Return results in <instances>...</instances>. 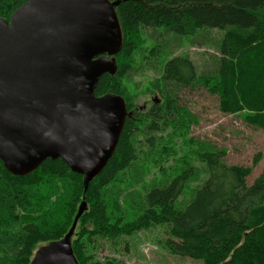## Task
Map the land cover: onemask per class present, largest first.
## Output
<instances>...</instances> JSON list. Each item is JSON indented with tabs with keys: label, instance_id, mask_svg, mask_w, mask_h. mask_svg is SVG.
Segmentation results:
<instances>
[{
	"label": "trees",
	"instance_id": "16d2710c",
	"mask_svg": "<svg viewBox=\"0 0 264 264\" xmlns=\"http://www.w3.org/2000/svg\"><path fill=\"white\" fill-rule=\"evenodd\" d=\"M28 1L0 0V18L9 21ZM110 1L118 3L124 42L115 57L116 73L104 75L95 94L123 97L133 116L114 156L87 185L61 159H48L26 177L10 174L0 161V264H31L40 246L69 234L83 205L70 238L79 264H119L117 258L99 259L103 242L157 227L167 229L164 244L174 256L202 264H264V171L248 183L261 154L252 167L228 165L225 152L200 144L194 157L207 177L182 208L180 198L198 174L179 151L192 141L191 128L197 124L181 104L180 92L194 85L218 96L223 114L264 131V0ZM145 29L180 37L223 32L215 73L199 76L191 59L167 58L161 75L149 84L150 94H158L160 101L148 111L138 108L139 95L129 93L124 79L136 65ZM146 51L150 57L161 53L159 44ZM140 136L150 152L160 147L153 171L161 178L152 184L144 183L142 170L133 169ZM169 162L175 168L168 169Z\"/></svg>",
	"mask_w": 264,
	"mask_h": 264
},
{
	"label": "water",
	"instance_id": "95a60500",
	"mask_svg": "<svg viewBox=\"0 0 264 264\" xmlns=\"http://www.w3.org/2000/svg\"><path fill=\"white\" fill-rule=\"evenodd\" d=\"M110 0H29L0 18V161L26 177L61 159L89 184L114 156L133 116L123 97L95 94L117 71L123 31ZM62 240L40 247L31 264H79Z\"/></svg>",
	"mask_w": 264,
	"mask_h": 264
},
{
	"label": "rangeland",
	"instance_id": "374dc122",
	"mask_svg": "<svg viewBox=\"0 0 264 264\" xmlns=\"http://www.w3.org/2000/svg\"><path fill=\"white\" fill-rule=\"evenodd\" d=\"M143 38L144 45L136 55V65L124 79V85L130 94L139 95L136 101L138 108L148 111L154 101H160L158 94H150L152 88L149 84L161 75V64L167 58L182 56L192 60L199 76L214 74L223 32L209 30L198 32L193 37H180L164 29H145ZM158 44L160 56L150 57L146 50ZM180 102L190 109L197 120V124L191 128L192 141L187 146L182 144L179 150L180 158L193 164L198 174L187 184L180 198L182 208L192 201L197 187L207 177L204 167L196 162L194 157L200 144L225 152V162L228 165L252 167L255 157L261 154V160L254 166L248 183L252 184L263 173L264 131L262 129L247 124L241 117L223 114L218 107V96L209 94L205 88L198 85L184 88L180 92ZM169 132L170 129L166 130L164 135ZM139 139L141 140L140 154L133 169L136 173L142 170L141 178H145L144 183L152 184L161 178L156 170L153 171L155 161L159 159L160 147L150 152L146 143L143 142L144 138L140 136ZM166 160L167 158L163 160L164 165ZM171 164L169 162L166 167L175 168L176 163ZM149 170L152 172L150 173ZM130 176L127 174L124 179L127 180ZM168 237L166 228L157 227L139 232L131 238L116 240L112 243L103 242L98 251V257L101 260L107 257L117 258L119 264H202L200 261L172 255L164 244ZM125 247H128V251Z\"/></svg>",
	"mask_w": 264,
	"mask_h": 264
}]
</instances>
